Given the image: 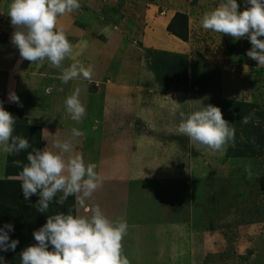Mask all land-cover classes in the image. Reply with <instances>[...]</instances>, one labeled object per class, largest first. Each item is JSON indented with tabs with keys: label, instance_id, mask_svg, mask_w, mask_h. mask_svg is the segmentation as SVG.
Returning <instances> with one entry per match:
<instances>
[{
	"label": "rangeland",
	"instance_id": "rangeland-1",
	"mask_svg": "<svg viewBox=\"0 0 264 264\" xmlns=\"http://www.w3.org/2000/svg\"><path fill=\"white\" fill-rule=\"evenodd\" d=\"M79 2L81 8L73 11L77 22L85 20L87 24H106L109 28L111 25L124 33L125 44L134 49L131 60L124 64L127 71L134 68L139 73L142 68L139 75L141 88L172 89L170 95L173 97L166 104L173 105L169 109L170 115L177 113L173 124L181 123L179 112L185 111L183 107L187 108L188 114L211 104L219 107L224 119L236 128L234 143L223 152L206 147L193 148L202 154L200 157L205 156L203 165L196 163L188 184L184 187L183 183L181 190L172 188V194L165 201L171 210L169 223L182 234L175 241L176 254L173 253L171 264H264V66H258L257 61L246 55L251 48L249 39L236 40L202 27L204 14L215 10L225 0ZM237 3L240 11L245 10L244 0H237ZM178 13L188 19L187 40L184 42L178 41L169 30L175 25ZM9 22L7 14L0 15V44L7 40L3 27ZM116 66L119 67L118 61ZM136 74L132 72L133 76ZM115 76H111L113 80L109 79L113 84L118 79ZM58 86L62 87V84ZM185 93L187 100L183 101ZM93 108L91 105L90 113L96 114L98 110ZM249 114H254L253 121L242 124L241 119ZM140 128L148 131L146 127ZM152 144L144 163L134 165L133 169L145 173L152 168L158 172L168 163L169 172L176 173L174 166H170L174 159L162 157L158 147ZM190 155L196 153L192 150ZM249 165L253 173L251 179L245 171ZM10 166L19 170L14 164ZM203 167L210 168L214 174L210 175L209 169ZM137 176L142 175L137 173ZM144 180L138 178V182L132 181L126 187L131 200L148 199L138 208L152 219L155 218L153 214L161 213L162 206L150 195L148 186L159 190L160 186L147 185ZM5 183L7 186L0 183V202L5 206L1 213L6 220L0 217V227L12 224L15 230L25 232L22 234L25 237L16 238L20 243L15 252L0 253V256L7 264H21L20 253L37 243L33 232L46 222L39 220V212L31 204L29 207L28 204L22 205L18 210L16 205L24 196L21 185L15 188L18 182L10 180ZM166 190L161 191L163 195L170 194L165 193Z\"/></svg>",
	"mask_w": 264,
	"mask_h": 264
},
{
	"label": "crops",
	"instance_id": "crops-1",
	"mask_svg": "<svg viewBox=\"0 0 264 264\" xmlns=\"http://www.w3.org/2000/svg\"><path fill=\"white\" fill-rule=\"evenodd\" d=\"M10 3L11 0H0L1 16L8 13ZM76 18L72 12L58 19L57 29H62L73 45L72 53L62 67H70L73 63L85 67L92 65L94 73L90 80L81 76L67 84L59 79L61 69L50 67L47 60L39 64L22 61L18 48L10 42L14 31L11 23L3 27L7 40L0 44V100L4 101L5 110L17 119L14 135L23 136L31 144L27 151L12 155V161L13 158L22 161V156H25L24 163H27V154L33 148L48 146L50 151L58 152L53 147L52 135L59 130V139L71 140L74 154L81 155L86 164L95 163L96 171L102 177V186L86 200L88 210L80 207L76 198L75 210L79 209L80 215H88L98 205L110 220L122 218L126 221L129 227L123 240V255L129 264H171L173 253L176 254L175 241L182 234L169 223L171 210L166 207L165 201L172 194V188L181 190L183 183L186 186L196 163L203 165L205 156L200 157L202 154L193 148L204 147L189 142L187 136L180 134V123L173 124L177 113L170 115L169 109L173 105L166 104L173 97L170 95L172 89L163 90L157 86L143 89L139 86L142 68L139 73L134 68L126 70L124 62L131 60L134 49L125 44L124 33L111 25L110 28L106 24L95 26L85 20L79 23ZM150 32L152 36L153 31ZM132 72L138 75L133 76ZM113 75L118 78L114 84L109 80H113ZM59 83L62 87L58 86ZM76 88H80L79 98L86 108V115L80 122L71 119L64 105L65 99ZM10 91L19 96L23 107L8 101ZM180 96H183L181 92ZM186 96L185 93L183 101L187 100ZM91 105L98 110L96 114L90 113ZM182 109L187 114V108ZM140 127H146L148 131ZM73 128L84 135L73 138ZM151 143L153 147H158L162 157L174 159L170 166H174L176 173L169 172L168 163L158 172L149 168L143 172L144 175L141 170L133 169L134 165L144 163ZM192 150L196 155H190ZM12 161L11 155L0 146V183L7 186L5 182L10 180L18 182L15 183L16 188L21 185L18 175L22 169L15 167L19 169L17 171L9 167ZM208 169L210 175L214 174ZM137 173L142 176H137ZM138 178H145L147 185L160 186V190L148 186L150 195L162 206L160 214H153L155 218L145 216L144 211L138 208L148 199L136 201L128 196L129 183L138 182ZM164 188H167L165 193L170 194L163 195ZM181 210L184 211L183 208Z\"/></svg>",
	"mask_w": 264,
	"mask_h": 264
},
{
	"label": "clouds",
	"instance_id": "clouds-1",
	"mask_svg": "<svg viewBox=\"0 0 264 264\" xmlns=\"http://www.w3.org/2000/svg\"><path fill=\"white\" fill-rule=\"evenodd\" d=\"M245 10L240 11L237 0H225L215 10L202 17L205 30L231 36L236 40L249 39L250 50L246 55L264 66V0H244ZM79 0H11L7 15L14 31L10 42L19 50L21 60L39 64L47 60L50 67L61 69L59 79L63 84L78 79H91L92 65L73 63L63 68V62L73 50L62 29H57L61 16L79 10ZM62 90V89H61ZM80 88L69 95L64 105L71 119L83 120L86 108L80 100ZM8 101L23 107L19 96L10 91ZM181 123L178 132L189 138L190 142L223 152L235 141L236 128L224 119L222 110L211 104L201 110L180 113ZM254 114L241 119L242 124L253 121ZM17 119L4 108L0 100V146L9 155H19L31 148L28 139L14 135ZM72 137H82L84 133L76 128ZM53 147L48 146L28 152L27 163L13 161L21 168L18 179L25 201L32 196L39 197L34 205L40 213H46L55 201L63 205L74 196L80 207L87 211L86 200L101 186L102 177L97 173L95 163H85L81 155L74 154L71 140L61 141L59 130L52 135ZM248 179L252 178L251 166L245 168ZM128 224L122 218L110 220L97 205L88 215L68 213L48 215L46 223L33 232L34 245L27 246L20 253L21 264H129L123 255V240L128 232ZM12 224L0 227V251L15 252L20 241L11 239L14 232ZM51 247V250H49ZM0 264H7L0 256Z\"/></svg>",
	"mask_w": 264,
	"mask_h": 264
},
{
	"label": "trees",
	"instance_id": "trees-1",
	"mask_svg": "<svg viewBox=\"0 0 264 264\" xmlns=\"http://www.w3.org/2000/svg\"><path fill=\"white\" fill-rule=\"evenodd\" d=\"M187 26H188V19H187L186 15H182L181 13H178V15L175 16V25L170 26L169 30L177 38H179L183 41H186L187 40ZM25 160H26L25 156H22V161L24 162ZM38 199H39V197L34 195L31 197L30 202H26L24 196H21V203L19 204V202H20L19 201L18 202L19 205H16V206H18V210L22 205L24 206L25 204H28V205H26L27 207H29V204L34 206L37 203ZM4 207L5 206L0 202V217L2 220H6V216L3 213H1L2 210L4 209ZM51 207H53V209L54 208L55 209L51 210ZM63 209L66 211L63 212ZM70 210L72 212H74V214H75V197L74 196L69 197L68 200L63 205H60L54 201L46 213H40V212L38 213L39 220L42 219L43 222H46L48 215H53V214H57V213H65V212L68 213ZM23 233H25V232L14 230V232L10 233V237H11V239H16L19 237L24 238L25 236L22 235ZM0 253L3 254L4 252L0 251Z\"/></svg>",
	"mask_w": 264,
	"mask_h": 264
}]
</instances>
